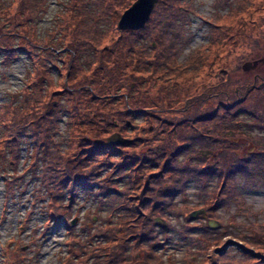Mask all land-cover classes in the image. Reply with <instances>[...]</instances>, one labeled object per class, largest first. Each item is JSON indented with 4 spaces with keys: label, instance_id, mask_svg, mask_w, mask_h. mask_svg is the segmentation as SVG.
<instances>
[{
    "label": "trees",
    "instance_id": "16d2710c",
    "mask_svg": "<svg viewBox=\"0 0 264 264\" xmlns=\"http://www.w3.org/2000/svg\"><path fill=\"white\" fill-rule=\"evenodd\" d=\"M85 1L79 2L75 0L73 5L69 3L66 6V11L70 10V15L65 17L66 23L62 26L65 36L70 38V44L73 46L71 48L76 53V58H78L80 53L91 61L89 71L85 72L82 70L75 77H72V80H79L82 84L77 85L73 82L72 86L62 85L59 90L47 91L42 85L35 86V84H39L38 82L32 83L29 88L22 90V94H25L24 98L19 100L16 96H13L12 103L7 105V110L12 108V114L15 118L9 119V122L4 125V132L2 131L0 135V171L3 174V183L6 189V202L17 198L15 194L16 187L23 185L25 179L24 169H22V173H19L23 144L21 135L24 136L29 131L27 134L37 137L39 144L34 146L33 161L28 171L31 172L33 178H39V170L43 166L41 173L43 180L32 191L29 207L24 212L23 217L18 220V235L28 230L38 205L41 204L43 206L44 204L41 207L43 221L41 225L32 229V235L28 241L29 248L36 243L38 238L46 239L52 230L65 222L67 237L64 240V244L67 251L64 255L58 254L60 264H88L90 260L93 264H165L163 254L169 250L167 246L171 240L169 231L173 230L169 216L174 213L176 217H179L183 213L181 210H185L182 207H177L176 196L182 193L184 202L187 201L186 189L187 184L192 179L191 177L196 179L197 186L203 181L199 178L198 171L189 170L185 179L182 174L169 170L171 161H167L165 168L159 173L153 172L151 170L153 168L152 165L156 161L152 156H146L144 153H126L123 157L121 156L122 153H119V156L114 159L108 156V153L103 151L102 146L98 144H95L91 149H86L89 151L85 155H83V152L86 150L83 152H74V150L80 145L86 146L88 137H90L89 133H92L93 137H103L119 129L121 135L132 137L127 132L129 127H133L134 120L132 118L134 115L136 117L142 114L145 117L147 127L156 128V126L151 125L153 123L152 119L157 122L160 119L157 120L155 118L156 115L154 116L149 109H154L158 106V102L163 99V94L160 95L158 92L160 97L157 100L153 96L151 103L150 101L148 103L145 101L144 103L143 99L141 101L140 99L134 100V98H130L129 101L125 99V101L116 95L118 93L116 88L124 89L123 86L127 81L135 83L137 87L132 91V95H134L135 90H138L143 83L148 84L149 82L152 84V88H155L158 82L163 80V84L170 86L168 73L172 71V66L175 65L176 50L173 49L174 43L165 44L174 42L177 39L181 31V22L176 26V29L162 26L164 30L158 33V37L156 36L157 39H155L156 48L149 46L143 50L140 41H133L135 36L141 35L150 28L159 11L165 7L167 1L159 0L150 20L143 29L139 31H124V33L129 34L128 39L120 38L109 47L104 43L107 40L106 31L98 27L99 22L92 25V20L95 17L92 10L88 7V4L92 1L88 3H85ZM103 1L102 3L107 4V2ZM172 1L174 2V0ZM96 4L99 5L98 3ZM120 5L124 6L123 1L120 2ZM15 6L17 7L15 8ZM36 7L46 11L47 0H10V2L0 0V41L8 38L9 33L5 30L14 14H19L24 26H30L32 21L36 23L37 20H41L35 16ZM213 7L217 12L218 4L215 3ZM216 12L214 15L219 17L216 16L214 20H221L220 12ZM64 15L60 18L62 19ZM60 18L57 21L58 24H56L57 28L62 24ZM99 19L97 18V21ZM101 19L103 18L101 17ZM170 20H172V16L168 15L164 18V23L170 25ZM205 23L209 27L208 36L210 41L207 43L208 45H202L194 51V54L197 55L196 59H193L192 54L187 57V60L189 59L191 62L186 61L187 75L195 79L198 75H202L201 78L214 81L210 83V92L201 91L188 99L187 108H189L186 111V118L182 117V123L186 124V121L195 119V126H203V124L210 121H217L218 123L222 107H225L226 112L229 113L239 106L249 104L252 99L251 95L254 92L264 91V84L252 86L251 74H245L250 75L251 79L248 78L242 85H238L233 92L230 90L222 91L228 85L230 77L240 70L238 68L239 64L236 65L234 71L232 70L233 74L227 75L228 79L225 78V71L222 70L221 65L215 67V58H219L220 61L222 58L220 55L221 49H219V47L221 48L219 45L222 43V28H219L220 26L214 21L205 20ZM168 29H171L174 33V39L168 34ZM160 41H163V43ZM49 42L51 41L49 40ZM6 43V41L0 43V50L7 51V48L4 47ZM187 45H189L188 39L186 40ZM212 46H217L214 50L217 55L214 59L209 60L208 54L210 52L208 50ZM47 49L50 51L49 48ZM16 50L12 53H15ZM9 52H11V49L8 50ZM152 54L156 55L151 57ZM125 57H130V59L128 60ZM6 59L4 58V60ZM124 59H127V62ZM206 68L207 70L204 72ZM84 72L86 74H83ZM212 75H214L213 79H211ZM260 75L264 77V75ZM29 78L32 77L29 76L28 80ZM43 78L52 79L47 71ZM32 80L34 79L32 78ZM100 82L103 84H100ZM26 83L29 84L28 82ZM86 86L97 90V93H94L95 95L93 93L88 95L90 99L85 96L86 93H89V90H85ZM71 88L79 90L72 91ZM97 88H100V90ZM198 88H195V90ZM28 90H32V92L29 93ZM236 92L239 93V96L236 95ZM208 95L211 97H207ZM145 96L149 97V95ZM238 97L240 99L236 103ZM23 99L24 101H22ZM63 99L69 104L70 113L62 105L64 104ZM93 103H95L96 107H92ZM212 103L213 105H210ZM260 103L264 104V93L257 100V104ZM208 106L212 107L209 112H207ZM64 108L67 109L69 117V126L66 129L68 137L73 139L71 145L76 144V147L72 146L73 150L68 155L62 154L64 150L60 143L63 141L61 137H58L60 134V123L65 113L63 112ZM105 111H110L115 116H119L115 118L116 121L114 122L111 120L109 124L104 123L102 114ZM227 113H222L223 117L220 123V126H229V129L226 130L227 133H237L240 131L236 128L238 125L244 127L245 124H248L244 120L239 119V112L233 116ZM231 127H234V129ZM103 130L105 132L101 133ZM134 131L138 132L137 128ZM222 132L224 131L222 130ZM141 136H143V128L138 132V137ZM207 141L208 139H206L205 144L209 146L210 143ZM138 142H140L138 139H131L128 145H138ZM128 145L123 147H128ZM263 145L264 142H262L261 146ZM227 151H229L228 148L226 149ZM198 157L202 158V153ZM260 158L261 160L253 155L245 159L239 158L245 164V171L247 170L248 172V183H253L256 176L264 179V156H260ZM186 163L191 166L189 159H186ZM214 165L218 166V164ZM208 168L213 169L209 171V175H203L202 177H207L211 181L217 177L218 185L212 188L210 182L205 180L204 187L206 191L213 189V194L216 196L212 199L207 195L208 197L204 199V204L208 216L222 225L218 212L220 207L225 205L226 202L233 201V199L236 201L239 198L236 192L233 193L230 190L236 172H223L220 168L216 169L212 165L208 166ZM103 172L106 173L102 176ZM217 173H220V176ZM23 194L24 190L22 189L20 195L22 196ZM91 196L98 202L99 211L107 205L110 208V212L106 215L108 218L107 223L103 222L105 225L99 226V224L93 223L91 210L88 209L89 211L85 213V219L83 220L85 222L80 224L81 230L88 234L87 238L83 239L77 232V228L71 223L79 215V209H82L81 200L85 199V204ZM183 206H187L186 203ZM75 207L79 209L76 215L73 216ZM238 207L240 213L245 209L243 204H238ZM99 211H94V217L99 214ZM155 216L165 217V225H157L154 222ZM88 221L91 226L88 225ZM230 222L236 226L239 225L234 216L231 217ZM258 225V223H249L245 226V231L228 235V237L234 240L240 239L243 244L254 247V241L252 240L256 239L255 241H257L264 237V233L258 228ZM159 227L163 228V240L161 238L162 232L157 229ZM184 229L182 227V230ZM224 234L226 235L227 233ZM222 235L219 231L206 227L198 235V241L194 239L195 242H193L198 246V251H200L203 249L204 244L218 246V241L222 239ZM182 236H188L187 232H182ZM99 237L103 239L100 240ZM95 239L100 243L93 246L90 242L95 241ZM10 240L13 247L7 248V251L3 248L0 264H31L38 257L40 248H35V253L29 255V251L25 249L27 247H22L24 245L22 240L15 237ZM248 250L244 249L249 256L250 251ZM256 250L264 253V249L256 248ZM158 251L161 252L158 253ZM97 253H101V255L96 257ZM220 258L224 260L223 262L227 261L229 264L242 262L247 264L248 260H251L247 256L237 260L230 252L223 253ZM219 263L221 262L215 260L214 264ZM169 264L175 263L170 261Z\"/></svg>",
    "mask_w": 264,
    "mask_h": 264
},
{
    "label": "rangeland",
    "instance_id": "374dc122",
    "mask_svg": "<svg viewBox=\"0 0 264 264\" xmlns=\"http://www.w3.org/2000/svg\"><path fill=\"white\" fill-rule=\"evenodd\" d=\"M7 1L10 2V0ZM78 1L80 2L82 0ZM89 1L92 2L88 4V7L92 10L95 17L92 20V25L99 22L98 27L106 31L107 40L104 41L106 45L111 47L110 45L120 38L128 39L129 34L124 33V31L132 30L120 31L118 29V23L125 11L130 9L137 0H104L103 2H107V4L102 3V0H86L85 3ZM122 1L124 6L120 5ZM163 1H167V3L165 7L159 11V14L155 17L150 28L145 30L141 35L135 36L133 41H140L143 50L149 46L156 48L155 39L158 37L157 34L164 30L162 26H169L176 29V26L181 22V31L177 39H175L174 42H169V44L165 42V45L174 43L175 46L173 49L176 50L175 65L172 66V71L168 73L170 86L168 87L163 84V80H160L161 82H158L155 88H152V84L149 82L148 84L143 83L141 84L142 88L140 87L138 90H135L134 95H132V91L137 87L135 83L127 81L123 86L124 89L116 88L118 91L116 95L120 99L122 98L128 101L130 98H134V100L140 99L141 101L143 99L144 103L145 101L146 103L149 101L151 103L153 96L158 100L160 95L163 94V99L158 102V106L156 108L153 107L154 109H149L154 116L156 115L155 118L157 120L160 119L158 122L152 119L153 123L151 125L156 126V128L153 129L151 126L147 127V124H145V117L142 114L136 117L134 115L132 118L134 120L133 127H129L127 132V134L132 137L121 135L128 140L127 143L119 145L107 144L108 138L115 133H120L118 129L103 137H93L92 133H89L90 137H88L86 146L80 145L76 147V144L71 145L73 139L72 137H68V131L66 130L69 126L67 109L69 110L70 107L69 104L66 103V100L63 99L62 101H64V104L62 105L67 109L64 108V111L62 109L65 113L60 123V134L58 136L61 137L63 141L60 143V146H62L64 150H62V154L68 155L72 152L73 147H76L74 152H83L86 149H91L95 144H98L102 146L103 151L108 153V156L114 159L119 156V153H122V157L126 153L131 154L133 152L152 156L156 161V163L154 162L152 165L153 168L151 170L153 172L159 173L162 171L167 161H171L169 170L182 174V176H185V179L189 170L194 172L198 171V176L203 181L197 186L196 179L191 177L192 179H190L186 189L187 201L184 202L182 193L176 196L177 207H182L185 210H181L183 213H181L179 217H176L174 213L169 216L173 230L169 231L171 235V240L167 244L169 250L164 254L162 253L165 264H169L170 261H174L175 264H214L215 260L221 262L219 264H229V262H223L224 260L220 258L223 253L225 254L227 252L232 253L233 257L237 258V260H241L240 258L245 256L251 258V260H248L247 264H264V253L256 250V248L264 249V237L257 241H255L256 239L252 240L254 241V247H249L245 243L243 244L240 239L234 240L228 237V235L245 231V226L249 223H258V228L264 233V179L256 176L253 181L254 185L253 183H248V172L244 169L245 164L239 159H245L253 155L261 160L260 156H264V145L261 146L262 142H264V104H257V100L262 96L264 91L259 93L254 92L253 95H251L252 99L249 104L239 106L229 113L226 112L225 107H222L218 117V123L217 121H210L203 124V126H195V119L186 121V124L182 123V117L186 118V111L189 108H187L188 99L201 91L210 92V83L214 82L210 79L201 78L202 75H198L195 79L186 74V61L191 62V60H187V57L193 54V59H196L197 55L194 54V51L202 45H208L207 43L210 41L208 36L209 27L205 23V20L209 22L214 21L220 26L219 28H222V43L219 45L221 46V48L219 47V49H221V61L219 58H215L217 53H215L214 50L217 46L209 47V60L215 58V67L221 65L222 70L225 71V78L227 79V75L233 74L236 65L239 64L238 68L240 70L230 77L228 85L222 90L223 92H225V90L233 92L238 85H242L248 78L251 79V76V83L253 82L252 86L254 87V83L256 82L255 77L258 74L264 75V0ZM73 2H75V0H71V2L70 0H47L46 11L40 10L39 7L35 8V16L41 20H37L36 23L32 21L30 26H24L23 20L19 14H14L13 17L11 16L10 24L7 25L5 30L9 33L8 38L0 41V43L2 41L7 42L4 45L7 51L0 50V135L2 131L4 132V125L9 122V119L15 118L12 114V108L7 110V105L8 103H12L13 96L21 100L25 97V94H22V90H26L32 83L37 82L39 84H35V86L42 85L47 91L59 90L62 85L72 86L73 82L80 85L82 83L79 80H72V77H75L82 70L85 72L90 70L91 61L80 53L78 54V58H76V53L71 48L73 46L70 44V38L65 36L64 30H62V26L66 23L65 17L70 15V10L66 11V6H68L69 3L73 5ZM215 3L218 4L217 12L213 7ZM16 7L17 6H15V8ZM215 12H220L221 20H214L217 16L214 15ZM63 14L65 15L61 19L60 17ZM168 15L172 16V20L169 21L170 25L164 23V18ZM58 17L62 20V24L57 28L56 24H58ZM101 17L103 19H101ZM97 18H100L99 21H97ZM168 30V34L174 39V33L171 29ZM187 39L189 45L186 46ZM49 40L51 42H49ZM161 43H163V41ZM47 48H49L50 51H48ZM9 49H11V52L8 53ZM15 50L16 52L12 53ZM155 55L156 54H152L151 57ZM105 57H107V55H105ZM4 58L7 59L4 60ZM125 58L128 60L130 59V57ZM127 59H124V61L127 62ZM255 62L257 63L255 68H252L248 72L244 71V65L248 63L252 65ZM187 64H189V62H187ZM206 70L207 68L204 72H206ZM46 71L50 73L51 80L43 78ZM85 72L83 74H86ZM245 74H251V76ZM29 76L34 80H32V78L28 80ZM213 78L214 75L211 76V79ZM262 78L264 79V77L261 76L256 82L258 86L262 85ZM101 83L102 82H100V84ZM197 87L199 88L195 90ZM71 90L78 91L79 89L71 88ZM85 90H89V93L85 95L88 99H90L88 96L89 94L93 93V95H95L94 93H97V90L91 87L88 88L86 86ZM98 90H100V88ZM28 91L29 93L32 92V90ZM128 95H130V97H128ZM145 95H149V97ZM207 97L210 98L211 96L208 95ZM239 99L240 97H238L236 103ZM22 101H24V99ZM210 105H213V103ZM92 107H96L95 103H93ZM208 107L207 112L212 109V107ZM237 112L240 113L239 119L244 120L248 124H245L244 127L238 125L236 128L240 131L237 133H227L226 130L229 129V126H220L222 122L221 118L223 117L222 113L233 116ZM102 115L103 122L107 124H109L111 120L113 122L116 121L115 118L119 116H115L110 111H105ZM136 128L138 132L143 128V136L138 137V132L134 131ZM231 128L234 129V127ZM222 130L224 132H222ZM104 132L103 130L101 133ZM27 133L24 136L21 135L23 141L22 160L19 163V173H22V169H24L25 179L23 185L16 187L15 194L17 198L15 200L6 202V189L3 183V174L0 171V262L3 248L6 251L8 250L7 248H12L13 246L10 239L15 237L23 241L24 245H22V247H27L25 249L29 251V255L35 253V248L41 249L38 257H36L31 264H60L58 261V254L64 255L67 251L66 245L64 244V240L67 237V226L65 222L52 230L46 239L38 238L36 243L32 244L31 248L28 246L29 237L32 235V229L35 226L41 225L43 221L41 207H43L44 204L43 206L41 204L38 205V209L30 222L28 230L21 235H18L17 232L18 220L23 217L24 212L29 207L30 195H32L34 188L43 180L41 176L43 166L39 170V178H33L31 172L28 171L33 161L34 146L36 144L38 145L39 142L37 137ZM131 139H138L140 142H138V145H128ZM206 139H208L207 142L210 143L209 146L205 144ZM124 145H128V147H123ZM227 148L229 151L226 152ZM88 151L89 150L83 152V155L87 154ZM201 153L202 158H199L198 156ZM186 159L191 161L190 167L187 165ZM209 163L216 169L220 168L223 172H236L230 190H232L233 193L236 192L239 198L236 201L233 199V201L226 202L225 205L220 207L218 212L221 217L222 225L216 220L214 221L218 223H212L213 219L208 216L204 204L205 198L209 196V198L213 199L216 196L213 194V189L206 191L204 187L205 180H208V178L202 176L209 175V171L213 169L208 168V166H211ZM214 164H218V166ZM105 173L106 172H103L102 176ZM217 174L220 176V173ZM208 181L212 188L218 185L217 177L212 181ZM22 189L24 190V194L21 196L20 191ZM84 200L82 199L80 202L82 209L80 210L78 207H75L73 213L74 216L76 212H78V209L80 211L79 215H77L73 221L74 227L77 228V232H79V235L83 237V239L87 238L88 234L81 230L80 224L85 222L83 220L85 219V213L89 211L88 209L91 210L93 223L99 224V226H104L105 224H103V222L107 223L108 218L106 215L110 212V208L107 205L99 211L98 202L94 200L93 196H91L85 204ZM184 203H186L187 206H183ZM238 204L245 205V209L242 210V213L238 210ZM4 208H6V212H3ZM96 210L99 211V214L94 217V211ZM196 211L199 212L192 218V213ZM233 216L236 217L239 222L238 226L230 222ZM165 221V217H154V222L159 226L165 225ZM87 223L91 226L89 221ZM182 227L185 229L182 230ZM206 227L210 229L213 227L215 231L222 233V239L218 241V246L204 244L203 249L198 251V246L194 242L198 241V235L201 234ZM157 229H160V232L163 230V228L160 227ZM184 231L187 232L188 236H182V232ZM224 233L227 234L225 235ZM162 234L163 232L161 233V238L163 240ZM99 239L101 240L103 238L99 237ZM96 240L97 239L90 242L91 245L96 246L97 243H100ZM244 249H249L250 257ZM160 252L161 251H158V253ZM98 253L96 257L101 255V253ZM88 264H93V262L90 260ZM239 264H246V262Z\"/></svg>",
    "mask_w": 264,
    "mask_h": 264
},
{
    "label": "water",
    "instance_id": "95a60500",
    "mask_svg": "<svg viewBox=\"0 0 264 264\" xmlns=\"http://www.w3.org/2000/svg\"><path fill=\"white\" fill-rule=\"evenodd\" d=\"M158 1L159 0H137L131 6V8L125 11V13L122 15L118 23V29L120 31L123 30L138 31L143 29L150 20V17ZM256 64L257 63L255 62L252 65L250 63L244 65V71L246 72L250 71L252 68L256 66ZM127 142L128 140L123 138L120 133L113 134L107 140L108 145H119V144H125ZM198 212L199 211L192 213L191 217L194 218V216L197 215ZM214 222L216 221L212 220V223ZM71 224L74 225V221H72Z\"/></svg>",
    "mask_w": 264,
    "mask_h": 264
},
{
    "label": "flooded vegetation",
    "instance_id": "af4514ba",
    "mask_svg": "<svg viewBox=\"0 0 264 264\" xmlns=\"http://www.w3.org/2000/svg\"><path fill=\"white\" fill-rule=\"evenodd\" d=\"M257 61H258V59H257ZM256 65H257V64H256ZM255 67H256V66H255ZM255 67H254V68H255ZM260 77H261V75L258 74V75L255 77V81L257 82V81L260 79ZM262 80H263L262 84H264V79L262 78ZM256 82L254 83L255 86L257 85ZM236 95L239 96V93L236 92Z\"/></svg>",
    "mask_w": 264,
    "mask_h": 264
}]
</instances>
